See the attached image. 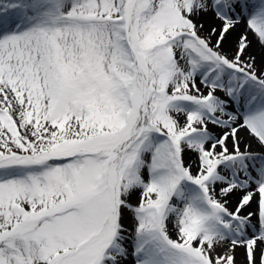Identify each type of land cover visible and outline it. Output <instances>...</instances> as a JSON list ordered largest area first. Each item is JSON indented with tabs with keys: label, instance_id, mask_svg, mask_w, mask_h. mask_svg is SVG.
Segmentation results:
<instances>
[{
	"label": "snow or ice",
	"instance_id": "snow-or-ice-1",
	"mask_svg": "<svg viewBox=\"0 0 264 264\" xmlns=\"http://www.w3.org/2000/svg\"><path fill=\"white\" fill-rule=\"evenodd\" d=\"M242 21L264 48V0H0V264H264Z\"/></svg>",
	"mask_w": 264,
	"mask_h": 264
},
{
	"label": "bare ground",
	"instance_id": "bare-ground-1",
	"mask_svg": "<svg viewBox=\"0 0 264 264\" xmlns=\"http://www.w3.org/2000/svg\"><path fill=\"white\" fill-rule=\"evenodd\" d=\"M203 20L205 21L206 29L211 27H219V21L214 20L211 16L204 17ZM245 32H247L249 39L252 41V46L248 51L256 56L258 69L264 68V48L259 45L255 36L250 31H247L246 23L243 21L228 35L223 44V50L227 54L231 55L235 50V45L238 37ZM215 131L219 132L218 129H216ZM242 135L246 134L242 133ZM193 165V167H195V164ZM236 199V197L232 198V200L230 201V207H235ZM255 209L256 204L253 203L250 208L244 210V214H247L248 211H255ZM253 220L255 221V217L253 218Z\"/></svg>",
	"mask_w": 264,
	"mask_h": 264
},
{
	"label": "rangeland",
	"instance_id": "rangeland-1",
	"mask_svg": "<svg viewBox=\"0 0 264 264\" xmlns=\"http://www.w3.org/2000/svg\"><path fill=\"white\" fill-rule=\"evenodd\" d=\"M202 22L205 24V21L204 20H202ZM205 29H206V25H205ZM195 160H196V154L195 153L187 152L185 154V161H186V163H193L194 164V161ZM193 169L195 170V167H193ZM236 256H237L238 262H241V264H242V261H243V249H238L237 250V253H236Z\"/></svg>",
	"mask_w": 264,
	"mask_h": 264
}]
</instances>
